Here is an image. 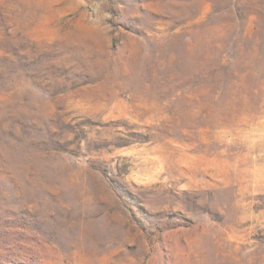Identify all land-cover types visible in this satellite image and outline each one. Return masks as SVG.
Returning <instances> with one entry per match:
<instances>
[{"label": "rangeland", "instance_id": "obj_1", "mask_svg": "<svg viewBox=\"0 0 264 264\" xmlns=\"http://www.w3.org/2000/svg\"><path fill=\"white\" fill-rule=\"evenodd\" d=\"M0 264H264V0H0Z\"/></svg>", "mask_w": 264, "mask_h": 264}]
</instances>
